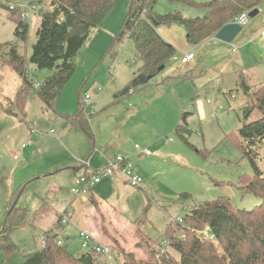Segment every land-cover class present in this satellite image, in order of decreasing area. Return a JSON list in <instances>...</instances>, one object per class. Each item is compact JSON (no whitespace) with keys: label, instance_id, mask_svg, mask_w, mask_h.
<instances>
[{"label":"rangeland","instance_id":"obj_1","mask_svg":"<svg viewBox=\"0 0 264 264\" xmlns=\"http://www.w3.org/2000/svg\"><path fill=\"white\" fill-rule=\"evenodd\" d=\"M30 1L15 3L27 5ZM209 1L158 0L154 10L160 15L182 12L186 18H197L205 10L188 2L204 5ZM130 3L119 0L91 35L77 58L76 71L63 90L56 113L47 111L35 95L27 102L23 116L0 113V228L16 192L18 205L26 210L28 220L25 228L11 235L17 250L0 249V264H24L43 247L44 234L55 224L56 213L62 215L87 198L72 193L71 168L83 166L85 173L98 170L112 156L134 155L143 185H118L107 177L93 187L92 193L103 203L92 208L96 225L88 229L68 221L64 229H58L62 248L73 256L91 251L84 248L80 235L85 228L96 241L111 247L114 255L124 249L134 253L136 259L145 260L147 247H162L179 258L166 243L161 242L159 247L152 244V239L158 240L169 226L176 229L174 221L189 216L191 208L219 198H227L243 210L261 204L260 198L245 194L238 184L241 175L254 174L239 147L238 131L249 102L239 77L241 71L246 70L248 86L253 90L264 84V43L254 42L264 29V6L231 44L212 39L198 48L187 42L182 26H164L163 39L175 47V56L152 84L116 103L115 96L131 83L141 65L132 40L114 43ZM7 6H0V45L18 46L37 90L35 86L51 73L38 70L31 62L41 14L37 12L28 19V38L22 41L15 35L17 21ZM233 47H237V53H233ZM192 52L196 53L195 59L184 63L182 59ZM4 63L0 60V101L10 109L9 100L13 102L22 79ZM168 78L177 79L169 82ZM86 95L91 96L92 106L84 107ZM81 110L90 120L94 145L85 131L66 124L61 117ZM260 117L255 111L249 121ZM178 125L190 131L185 132V139L176 132ZM31 129L36 131L34 145L27 155H20L21 144ZM136 145L157 155L142 157ZM258 153L259 168L264 173V146ZM18 155L20 158L15 159ZM201 234L217 244L208 229Z\"/></svg>","mask_w":264,"mask_h":264},{"label":"trees","instance_id":"obj_2","mask_svg":"<svg viewBox=\"0 0 264 264\" xmlns=\"http://www.w3.org/2000/svg\"><path fill=\"white\" fill-rule=\"evenodd\" d=\"M4 1L5 4L2 5ZM118 2L119 0H45L44 8L39 12L41 23L31 62L38 70H49L51 73L42 84L35 86L36 90L27 74L26 61L18 46L11 43L0 45V60L6 62L4 65L10 66L22 79L21 88L13 102L9 100L10 109L6 107V102L0 101V113L23 116L27 102L34 95L40 98L47 111L56 113L63 90L76 71V61L81 50ZM157 2L158 0H131L125 23L115 36V44L125 38L133 41L136 59L141 64L131 83L115 96L116 103L152 84L163 73L159 71L160 68L166 67L174 57L175 47L163 39L159 28L178 24L185 29L187 42L199 46L214 38L224 26L234 23L241 14L260 10L264 6V0H212L204 5L188 2L204 9L205 14L202 17L186 18L182 12L157 14L154 10ZM8 4L20 6L15 0H0V6ZM9 7L10 5L6 8L10 10ZM21 13L20 8L11 11L17 21L15 35L26 41L29 24L28 20H23ZM176 79L168 78L166 81ZM242 85L249 102L244 108L243 123L238 131L241 140L239 147L254 174L241 175L238 184L245 194L260 198L261 204L252 210L239 209L227 198L198 204L191 208L189 216L181 221H174L177 223L176 229L172 230L169 226L161 239H152V244L159 247L161 242L166 243L179 254V258L167 248L156 250L147 247V258L138 260L134 253L123 249L118 252L122 264H264V173L258 164V151L264 146V84L255 90L244 83ZM255 111L261 117L250 122ZM61 117L66 124L85 131L94 145L90 120L83 110ZM185 117L186 114L182 116L183 122ZM180 125L176 127V132L185 139V132L190 131L185 125ZM71 169L76 172L79 168ZM18 199L19 194L13 193L0 228V249L7 252L17 250L12 242L13 231L28 225L27 212L18 205ZM61 222L62 219L59 223ZM206 229L212 233L217 244L202 236L201 233ZM44 241L45 246L27 257L24 264H100L98 255L92 250L78 256L69 254L57 244L58 237L52 232L46 233Z\"/></svg>","mask_w":264,"mask_h":264},{"label":"built area","instance_id":"obj_3","mask_svg":"<svg viewBox=\"0 0 264 264\" xmlns=\"http://www.w3.org/2000/svg\"><path fill=\"white\" fill-rule=\"evenodd\" d=\"M17 8H20L22 10L21 15L23 20H28L32 17V15L37 12L39 13L44 8V0H33L27 5H10L9 7L11 11L16 10ZM248 15L249 13H243L234 22L240 25L242 27V30L249 23L250 19ZM261 35L262 37H264V30L262 31ZM233 51H236V47H233ZM194 58L195 54L189 53L185 58L182 59V61L184 63H188ZM36 86L38 87L39 85ZM84 105L85 107L92 106V98L90 95H86ZM35 133L36 131L34 129H31L29 131L26 141L21 144V150L28 148L33 143V134ZM135 150L138 151L139 154H142L146 157L157 155L156 152H152L149 149H143L139 145L135 146ZM15 159H19V156H15ZM85 165L88 166L87 163ZM116 175H121L125 179L127 184L133 188H140L143 185V177L137 170L134 162L130 158L117 155L109 161L106 167L99 170L89 169L87 173L75 176L72 182L71 191L75 196L89 197L92 193L93 187L96 184L100 183L107 177H114ZM68 221V217L62 219V223H66ZM80 235L84 240V248H90V250L96 252L100 264H108V262H110V264H115L117 256L114 255L111 247L97 243L95 238L85 231H81ZM45 244L46 243L43 240V246H45ZM57 244L59 246H62V241L58 240Z\"/></svg>","mask_w":264,"mask_h":264},{"label":"crops","instance_id":"obj_4","mask_svg":"<svg viewBox=\"0 0 264 264\" xmlns=\"http://www.w3.org/2000/svg\"><path fill=\"white\" fill-rule=\"evenodd\" d=\"M31 1H33V0H31ZM30 1V2H31ZM45 1V0H44ZM30 2H28V3H30ZM260 11H261V9H260ZM104 23V22H103ZM102 23V24H103ZM162 29H163V27H161V28H159V33L161 34V36H162ZM264 30V29H263ZM262 30V31H263ZM262 31H261V33H262ZM163 37V36H162ZM164 38V37H163ZM212 39H215V37L214 38H212ZM212 39H210V40H212ZM209 40V41H210ZM167 42H169V40H166ZM255 41H261V42H263L264 43V37H262V35H257L256 37H255V40H254V42ZM205 43H207V42H205ZM205 43H203V44H201V45H199V46H203ZM198 47V46H197ZM198 48H200V47H198ZM233 51V50H232ZM238 52V49H237V47H236V51L234 52L233 51V53H237ZM192 53H194L195 55H196V53L195 52H192ZM176 54V53H175ZM175 56V55H174ZM196 57V56H195ZM195 59V58H194ZM251 68H249V69H247V70H250ZM245 75H246V70H242L241 71V73H240V79H241V83H244L245 85H247L248 86V80H247V78L245 77ZM149 86V85H148ZM122 101V100H121ZM28 134H29V132H28ZM28 134H27V136H26V138L23 140V142L22 143H24L25 141H26V139H27V137H28ZM36 134V133H35ZM35 134H33V143L28 147V148H26V149H24V150H20L19 149V154L20 155H27V151L34 145V136H35ZM51 134H54V132H51ZM122 152H127L125 149H120ZM23 152H25V153H23ZM20 155H18L19 156V158H20ZM115 155H117V154H115ZM140 156H142V157H146V156H144V155H142V154H139ZM122 156H124V157H127V158H130L132 161H133V157H134V155H125V154H122ZM156 156V155H155ZM155 156H151L150 158H153V157H155ZM15 157V156H14ZM113 158V156L112 157H110V158H106L105 160H106V165L105 166H107L108 165V163H109V161L111 160ZM140 158V157H139ZM105 166H103V167H101L100 169H102V168H104ZM73 168H75V167H73ZM77 168H79L76 172H74L72 169V172H73V177H75V176H77V175H79V174H81V173H83L84 172V168H81V167H77ZM99 170V169H98ZM139 171V170H138ZM140 173V172H139ZM114 180H116L115 181V184H118V185H121L122 183H126L127 184V182L125 181V179L121 176V175H116V176H114V177H112ZM74 179V178H73ZM122 182V183H121ZM128 185V184H127ZM87 202V203H86ZM91 203V204H90ZM96 204H98V207H101V206H103V203H102V201H101V199L100 198H98L95 194H93V193H91V195L89 196V197H87V198H85L84 200H80V202H79V204H78V206H76V204H73V205H71L66 211H65V213L64 214H62V215H60V214H58V213H56V222H55V224L52 226V229H50V230H48L47 232H45V234H44V237H45V235H46V233H49V232H52V233H54V234H56L57 235V237H58V240H60V241H62V239L60 238V233L58 232V229L60 228V227H62L61 228V230L62 229H64L65 228V226H66V224L68 223V222H66V223H62L61 222V224L59 223L60 221H61V219H64L65 217H68L69 218V222H74V223H78V225H80V226H82V227H85V228H92L93 226H94V224L96 225V222L92 219V214L95 212L94 211V209H92V208H94L93 206H96ZM88 205H89V207H88ZM76 206V207H75ZM91 207V208H90ZM47 209H50V207H48ZM85 212H88V215H85ZM108 213V212H107ZM91 215V220H90V215ZM76 215H78V216H76ZM80 218V219H79ZM115 218V217H114ZM95 222V223H94ZM59 223V224H58ZM84 228V229H85ZM81 230V231H86V230ZM88 233V232H87ZM90 234V233H89ZM45 238H43V240H44ZM97 243H100V244H102V242H100V241H96ZM62 246H63V241H62ZM43 248V247H42ZM41 248V249H42ZM40 251V250H39ZM38 252V251H37ZM117 255V260H116V262L115 263H120V264H122V259H121V257L118 255V254H116Z\"/></svg>","mask_w":264,"mask_h":264},{"label":"water","instance_id":"obj_5","mask_svg":"<svg viewBox=\"0 0 264 264\" xmlns=\"http://www.w3.org/2000/svg\"><path fill=\"white\" fill-rule=\"evenodd\" d=\"M260 13L259 9H255L249 13V19L256 18ZM242 33V27L236 23L224 26L215 36V39L231 44ZM165 67L160 68V72L164 71Z\"/></svg>","mask_w":264,"mask_h":264}]
</instances>
